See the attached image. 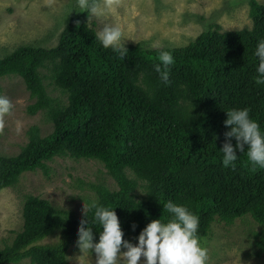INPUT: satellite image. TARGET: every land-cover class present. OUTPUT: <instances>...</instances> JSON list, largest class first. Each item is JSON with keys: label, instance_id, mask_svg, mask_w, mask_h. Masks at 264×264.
<instances>
[{"label": "trees", "instance_id": "1", "mask_svg": "<svg viewBox=\"0 0 264 264\" xmlns=\"http://www.w3.org/2000/svg\"><path fill=\"white\" fill-rule=\"evenodd\" d=\"M87 17L86 11L74 15L54 47L21 46L0 59V80L20 78L32 101L27 114L43 113L52 126L47 136L30 127L19 154L0 155V191L24 173L47 175L46 164L55 158L97 161L116 189H90L99 204L114 208L122 239L131 242L152 219L166 220L162 204L172 200L198 216L199 241L215 222L253 219L261 230L254 233L255 253L264 259V169L253 168L244 153L226 167L218 151L228 108L248 107L264 132V85L252 79L255 45L264 38V4L250 0V28L214 25L180 48L128 44L123 58L100 44ZM160 50L173 57L167 85L153 70ZM86 216L91 222L92 211ZM22 217V230L0 247V264H70L67 254L77 246L84 213L28 195ZM89 226L95 242L100 226ZM50 238L52 244H41Z\"/></svg>", "mask_w": 264, "mask_h": 264}, {"label": "rangeland", "instance_id": "2", "mask_svg": "<svg viewBox=\"0 0 264 264\" xmlns=\"http://www.w3.org/2000/svg\"><path fill=\"white\" fill-rule=\"evenodd\" d=\"M264 4V0H256ZM250 0H101L105 13L86 18L97 30L103 23H116L123 30L124 45L140 44L145 49L180 48L188 45L203 31L219 25L223 31L250 28ZM75 0H0V59L21 46L50 48L70 19L82 14ZM49 84V81H46ZM1 93L9 98L12 109L0 115V155L14 156L28 143L32 126L42 136L52 132L43 113L27 114L32 103L22 80H0ZM52 91V86L48 87ZM54 97L61 94L53 91ZM64 98V97H63ZM48 174L38 170L24 173L14 187L0 191V247L10 244L23 226V205L28 195L48 200L53 207L76 216L84 213L89 200L95 199L90 185H116L104 166L97 161L55 158L46 164ZM87 210V208L85 209ZM261 231L253 219L236 220L233 225L214 223L208 237L200 240L207 250L205 264H264L256 255L254 233ZM50 238L41 244H52ZM131 243L136 244L137 238ZM125 249L122 247L121 251ZM70 264H95V253L80 250L78 245L67 254ZM141 257V261H143ZM21 264H29L27 260Z\"/></svg>", "mask_w": 264, "mask_h": 264}, {"label": "clouds", "instance_id": "3", "mask_svg": "<svg viewBox=\"0 0 264 264\" xmlns=\"http://www.w3.org/2000/svg\"><path fill=\"white\" fill-rule=\"evenodd\" d=\"M75 6L87 12V16H101L105 7L101 0H75ZM95 38L105 47H111L123 58L128 51L124 45L123 30L116 23H103L96 31ZM253 55L257 59L255 75L252 77L258 86L264 85V38L256 42ZM153 70L159 80L170 83L171 52L160 50ZM12 103L8 97L0 95V115L8 114ZM227 127L225 141L218 150L224 166L234 167L238 153H244L253 168L264 169V132L258 122L249 115L248 107H231L225 110ZM235 144L233 145L232 139ZM170 216L163 220L148 222L133 244L122 239L123 231L114 208L99 204L95 199L83 203L84 218L77 228L76 244L80 250L94 251L95 264H205L207 250L201 245L198 235V216L187 206L166 200L162 204ZM92 211L91 222L86 210ZM91 224H98V240H93ZM135 227V225H133ZM124 251H121V248ZM143 257V261H141Z\"/></svg>", "mask_w": 264, "mask_h": 264}]
</instances>
